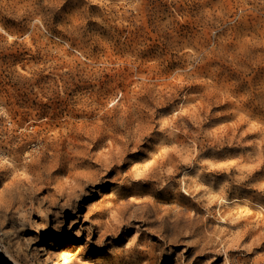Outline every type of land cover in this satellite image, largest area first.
Listing matches in <instances>:
<instances>
[{
    "label": "rangeland",
    "instance_id": "obj_1",
    "mask_svg": "<svg viewBox=\"0 0 264 264\" xmlns=\"http://www.w3.org/2000/svg\"><path fill=\"white\" fill-rule=\"evenodd\" d=\"M0 264H264V0H0Z\"/></svg>",
    "mask_w": 264,
    "mask_h": 264
},
{
    "label": "bare ground",
    "instance_id": "obj_2",
    "mask_svg": "<svg viewBox=\"0 0 264 264\" xmlns=\"http://www.w3.org/2000/svg\"><path fill=\"white\" fill-rule=\"evenodd\" d=\"M129 144H130V143H129ZM98 146H99V145H98ZM37 152H39V151L37 150V147H36L35 149H33V151H32V150L30 151V154H32V155H33V154H37ZM43 153H44V152H43ZM120 153H121V152H120ZM110 154H111V153H110ZM38 155H39V154H38ZM44 155H45V154H44ZM108 155H109V154H108ZM40 156H41V155H40ZM42 156H43V155H42ZM97 156H99V155H97ZM112 156H113V155H112ZM114 156H115V155H114ZM114 156H113V157H114ZM106 157H107V156H106ZM106 157H104V159H105ZM109 157H110V156H109ZM39 158H40V157H39ZM99 158H100V156H99ZM99 158H98V159H99ZM107 158H108V157H107ZM104 159H99V160L101 161V160H104ZM108 159H109V158H108ZM95 160H96V159H95ZM95 160H94V161H95ZM109 160H110V159H109ZM112 160H113V159H112ZM116 160H117V159H116ZM121 160H122V159H121ZM105 161H106V160H104V163H105ZM107 161H108V160H107ZM107 161H106V162H107ZM113 161H114V160H113ZM119 161H120V160H119ZM96 162H97V161H96ZM109 162H110V161H109ZM114 162L116 163L117 161H114ZM107 163H108V162H107ZM115 163H114V164H115ZM120 163H121V162H120ZM96 164H98V163H96ZM105 164H106V163H105ZM108 164H111V163H108ZM108 164H107V165H108ZM119 165H121V164H119ZM100 166H101V165H100ZM105 166H106V165H105ZM105 166H104V167H105ZM108 166H110V165H108ZM112 166H113V165H112ZM102 168H103V165H102ZM107 168H108V167H107ZM108 170H109V169H108ZM151 172H152V171H151ZM89 177H90V176H89ZM84 178H85V177H84ZM81 191H83V190L81 189ZM79 192H80V191H79ZM181 222H182V221H181ZM163 228L166 230V223H164Z\"/></svg>",
    "mask_w": 264,
    "mask_h": 264
}]
</instances>
